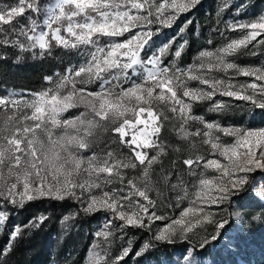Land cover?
Segmentation results:
<instances>
[{"label":"snow or ice","instance_id":"obj_1","mask_svg":"<svg viewBox=\"0 0 264 264\" xmlns=\"http://www.w3.org/2000/svg\"><path fill=\"white\" fill-rule=\"evenodd\" d=\"M200 2L55 0L45 3L44 0H15L0 7V48L17 49L18 60L22 58L21 54H31L33 58L38 54L50 56L56 47L80 51L81 46H88L90 49L83 63L65 69L55 80L46 76L45 80L53 86L32 93L30 101L21 102L13 99L11 94L0 96V112H3L0 122V197L22 206L25 200L44 196L58 200L79 199L76 192L79 188L81 194L89 193L87 201H81L85 213L111 212L123 222L120 228L146 227V218L147 224L164 220L165 217L156 214V201L149 195L154 187V165H161L160 182L173 190L180 188L183 191L178 200L188 197L180 176L176 174L177 183H172L173 173L162 167L161 157L167 155V149L160 142V133L164 121L170 117L158 111L157 106L164 105L180 120L177 131L181 139L202 137L203 144L210 149L209 154L222 157L226 162L219 158L206 159L200 154L182 161L193 176H197L193 166L201 168L193 184V198L180 216L171 219L153 239L173 244L177 236L188 240L189 234L204 224L223 229L227 221L215 220L205 208L223 205L233 198L242 199L240 193L245 190L249 173L264 170V128L222 127L193 115L192 107L193 102L211 101L209 111H224L227 105L214 99L220 95L264 109V67H241L228 59L247 50L258 36H264V15L247 23L230 25L232 31L242 33L241 37L229 40L214 51L202 50L196 64L187 68H180L175 63L166 64L164 57L170 52L176 58L181 57L188 41L179 44L174 52L171 40L161 42L153 51L160 28L171 27L179 13L191 11ZM227 6V3L223 5ZM105 37L109 40L101 46ZM118 37L125 38L115 40ZM258 43L264 46V40ZM213 72H222L227 79L208 75ZM235 76L254 79L234 84ZM122 78L128 82L127 87L122 86ZM94 80L99 81V91L86 87ZM189 81H198L207 88L191 87ZM80 106L85 111L62 118L63 113ZM190 121H199L204 126L203 132L200 129L189 132ZM132 129L134 131H130ZM214 133L234 139L225 143ZM105 134L111 143L118 142L127 147L131 159H122L107 143V151L96 152L94 148ZM146 150L154 154L149 155ZM84 151L91 155L85 156ZM129 168L139 170V175L129 178L123 171ZM207 169L220 175L207 176L204 172ZM114 180L123 187L103 190ZM94 188L101 189V194H94ZM259 195L264 198V186ZM240 207L245 205L241 203ZM6 219V214L0 213V224ZM45 219L40 217L39 223ZM69 219L71 217H64V221ZM39 223L32 226L39 227ZM111 223L110 220L96 233L108 245L113 235ZM20 236L22 230L17 227L11 233L8 245L0 249V255L11 253L12 242ZM211 239H217V235L213 234ZM208 242L205 237L199 246L203 248ZM151 247V243H145L135 254L140 256ZM98 248L99 243L93 246L88 264H120L130 252V248L124 247L109 257L107 250L101 256L96 251ZM182 261L183 264H198L194 247L186 250Z\"/></svg>","mask_w":264,"mask_h":264},{"label":"trees","instance_id":"obj_2","mask_svg":"<svg viewBox=\"0 0 264 264\" xmlns=\"http://www.w3.org/2000/svg\"><path fill=\"white\" fill-rule=\"evenodd\" d=\"M211 2L212 0H201L194 9L180 14L189 16L188 21L176 30V35L180 39L188 41L181 57L186 55L187 50L194 43L214 46L227 37L224 25L220 27L216 15L212 13ZM174 27L172 24L171 27H164L162 30L171 31ZM181 28H184L183 32L180 31ZM209 41L212 43L210 44ZM18 54L17 49L0 48V57H2L0 59V95L9 88L20 90L24 92L19 100L21 102L30 101L33 98L32 93L52 87L53 85L45 80V77L52 76L55 80L57 74L64 73L68 67L79 65L80 58V53L76 50L60 47L54 48L50 56L38 54L33 58L31 54H21L22 58L18 60ZM75 110L69 109L62 116L70 115ZM192 111L195 114L205 115L203 110L195 106L192 107ZM171 115L172 113L168 115L170 117L168 121H164L160 141L165 146L184 144L186 140L181 139L177 131L180 120L178 118L173 120ZM2 118L3 112H0V122ZM189 156L195 155L193 152L176 155L174 150L167 149V155L162 156L161 159L166 160L168 167L175 168L179 165L185 168L182 161ZM250 179L249 173L248 182ZM0 213H5L7 216V219L0 224V249L8 245L11 233L17 227L22 230V236L12 242V252L0 255L2 264H83L93 243H99L102 246L103 255L107 250L109 257L118 254L124 247L130 248L129 255L120 264H179L176 257H182L187 247H194L195 253L209 250V244L201 248L197 246L198 244H190L183 239H176L173 244L158 242L153 239L148 228L132 226L113 232L110 238L112 242L108 245L102 238L96 236V226L105 217V213L102 210L85 213L82 210V203L72 197H66L63 200L49 196L37 197L33 200H25L22 206L9 203L0 197ZM66 216L71 219L64 221ZM40 217H46L43 223H39ZM259 217L260 219L254 224L251 223L250 218L248 219L247 231L244 234L248 240L243 248H240L237 243L244 253L243 258L247 264L251 258L256 264L264 261L262 260L264 258V219H261L263 215ZM37 223L39 227L32 226ZM145 243H151L153 247L137 256L135 253L140 251ZM243 249L253 250V252L246 254Z\"/></svg>","mask_w":264,"mask_h":264},{"label":"rangeland","instance_id":"obj_3","mask_svg":"<svg viewBox=\"0 0 264 264\" xmlns=\"http://www.w3.org/2000/svg\"><path fill=\"white\" fill-rule=\"evenodd\" d=\"M15 0H0V7H3L5 4L14 3ZM45 3L52 2L55 0H44ZM178 3L183 2V0H177ZM256 2V4H253ZM227 3V7H223V5ZM212 13L216 15L218 19V24L220 27H225L227 37L221 42L216 43L214 46H206L202 43H194L187 50L186 55L181 58H176L171 52L164 57L166 64L175 63L180 68H187L190 65L197 63V56L202 50H212L214 51L217 48L222 47L226 42L231 39H238L241 37L242 33L237 31H232L230 29V25H233L237 22L239 23H247L260 15H264V0H212L211 2ZM179 13L177 18L175 19L173 25L175 26L171 31L162 30L164 27L160 28V36L159 39L155 41V46L153 47V51L155 48L159 47L161 42H168L169 40L173 41L172 52L175 51V48L184 42V39H180L179 36L176 35V30L185 24L188 21L189 16H183ZM160 27V26H156ZM67 35L66 33H63ZM127 33L125 34V37ZM125 37H118L115 40H123ZM109 38L105 37L101 41V46L104 42L108 41ZM260 40H264V36H258L252 44H249L247 50H243L240 54H237L234 57H229L228 59L233 60L235 63L240 65L241 67L246 68H262L264 67V46H261L258 43ZM76 50V49H73ZM90 49L88 46H81V50L77 51L80 53L79 55V64L83 63L84 60L88 56V51ZM255 53V54H253ZM151 54V53H149ZM69 68V67H68ZM67 68V69H68ZM203 74V73H202ZM210 76H215L220 79H227L224 73L222 72H213L209 73ZM232 73L229 72V76ZM132 77H129L131 80ZM253 77H245V76H235L232 79V83L239 84L244 82H252ZM115 83V82H114ZM122 86L127 87L128 82L121 80ZM191 87H202L207 88L206 85H199L198 81H189L188 82ZM89 90L99 91V81H93L92 83L86 85ZM23 91L16 90L13 88L6 89L0 96H9L16 100H20L23 97ZM187 99V98H185ZM215 100L223 101L227 108L221 112L209 111L211 107V101H200L193 102V106L200 108L203 110L205 115L195 114L192 111V114L195 116L203 117L205 121L210 123H216L221 125L222 127H230V128H239V129H259L264 128V109H260L258 107L253 106L250 102L243 100H236L232 97L220 96L217 95L214 97ZM196 103V104H194ZM203 103V104H202ZM158 111H163L164 114H171L170 111L164 106H157ZM76 109L74 113L70 115L62 116V118H70L72 116L78 115L80 112L85 111L83 106H80ZM146 115V114H145ZM209 116V117H207ZM172 119L175 120L176 117L172 114ZM145 118L144 116L141 117ZM138 127L143 128V125H139ZM196 129H200L201 132L204 130V126L199 121H190L187 126V130L189 132L195 131ZM134 131V129L130 130ZM214 135H219L222 142L228 143L233 141V137L225 136L223 133H214ZM161 142V141H160ZM106 143L108 147H111L115 152L120 154L121 158L124 160L131 159L129 154V149L123 145L117 143H111L108 139L107 134L102 137V142H99L98 145L94 148V150L98 153L101 150L107 151ZM168 150H174L175 154L180 153H189L193 152L194 155H204L206 159L208 158H219L222 162V157H213L211 156L210 149L207 145L203 144L202 137H191L186 140V143L181 145H171L165 146ZM179 149L177 151L176 149ZM148 151L149 155H153L154 153L151 150ZM83 154L85 156L91 155L90 152L84 151ZM162 158V157H161ZM162 167L165 171H171L173 173L172 183H177L176 174L180 176V178L184 182V187L187 188L188 197L184 199H177L178 196H183V191L180 188L173 190L169 185H164L159 181V176L161 174V165H154L155 173L153 174V190L149 192L150 197L156 201V208L154 209L156 214L159 216L165 217L164 220H154L151 224H147L146 218V227L150 231V234L154 237V234L165 227L166 224L170 223L171 219L177 218L180 216V213L184 208L189 206L190 200L193 198V184L196 182L198 175L201 171V168L194 169L197 173V176H193L190 174L188 168H181V166H175V168L168 167L166 160L162 159ZM129 178H135L139 175V170L133 169H124L123 170ZM184 171V173L182 172ZM205 175L207 176H219L218 172H214L211 169L204 170ZM251 174V179L245 186L244 192L240 193L242 199L233 198L230 202H226L223 205H212L206 206L205 211L213 214L215 220L224 221L227 223L223 229H217L213 224H204L201 227H197L193 233L189 234V239L186 240L190 244H199L201 240L205 237L208 238L209 242V250L205 252H197L195 253V258L198 261V264H247L245 259L243 258L242 251L237 246V243L240 245V248H243L248 237L244 236L247 231V221L250 218L251 223L254 224L260 219V215H263L261 219H264V198H262L259 193L261 191L262 186H264V170L256 169ZM183 175V177H181ZM123 187L118 181H113L112 184H109L104 187L103 190L116 189ZM94 194H101V189H93ZM77 196L79 197V201H87L89 193L84 191L81 194V190L76 189ZM77 199V198H76ZM19 200V197H17ZM257 202H262V205H258ZM243 203L245 207L241 208L240 204ZM178 205V206H177ZM105 217L102 219L100 224L96 229V233L103 229L105 224H107L110 220L112 221L110 228L112 233L121 230L119 225L123 222L119 219H116L111 212H106ZM248 215V216H247ZM213 234L217 235V239L212 240L211 236ZM177 240H182L179 236L176 238ZM97 243H93L90 247L86 260L83 264H88L89 258L93 251V246ZM190 247H187L189 249ZM186 249V250H187ZM244 250V249H243ZM96 251L102 253V246L96 249ZM246 254L252 253L253 250H244ZM186 252L183 254V256ZM182 256V257H183ZM182 257H176L179 264H183ZM264 260V258L262 259ZM261 262V261H260ZM249 264H256L255 261L251 258ZM264 264V261L262 263Z\"/></svg>","mask_w":264,"mask_h":264}]
</instances>
